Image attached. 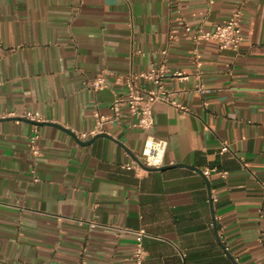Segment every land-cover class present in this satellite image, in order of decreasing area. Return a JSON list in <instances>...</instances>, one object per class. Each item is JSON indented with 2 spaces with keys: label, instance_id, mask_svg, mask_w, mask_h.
<instances>
[{
  "label": "crops",
  "instance_id": "0c3cea01",
  "mask_svg": "<svg viewBox=\"0 0 264 264\" xmlns=\"http://www.w3.org/2000/svg\"><path fill=\"white\" fill-rule=\"evenodd\" d=\"M237 8L238 50L194 41ZM163 61L187 113L156 103L146 131L125 109L79 137L119 75ZM149 137L166 168H125ZM142 230L143 264H264V0H0V264H131Z\"/></svg>",
  "mask_w": 264,
  "mask_h": 264
},
{
  "label": "built area",
  "instance_id": "2783aa9c",
  "mask_svg": "<svg viewBox=\"0 0 264 264\" xmlns=\"http://www.w3.org/2000/svg\"><path fill=\"white\" fill-rule=\"evenodd\" d=\"M242 8H237L232 17L225 23L217 24L213 29L206 30L198 29L193 37L196 43H202L214 40L218 43L220 49L238 50L243 40L242 31ZM186 31L189 35L193 33V29L187 25ZM166 54L167 52L164 51ZM185 80L188 76L182 72H175L169 75L168 65L163 61L160 65H154L147 71L141 73H131L129 75H119L117 83L127 87V93L117 95L112 103V117H107L96 109L93 113L96 119V126L89 132L82 133L79 137L86 140L92 136H97L103 133L104 124L110 120L118 121L127 109L129 115L136 119L134 126L142 130H151L154 126V106L156 103L163 102L174 105L183 114L188 112V108L173 100L171 92L165 86L166 79ZM138 81L147 82L151 87H145L139 84ZM88 87L95 92L105 89L108 85L105 75L96 77L87 82ZM27 117L36 123L35 133L31 137V147L35 155L39 154V140L41 134L38 128V123L43 122V118L39 114H30ZM167 150V142L164 140L154 139L149 137L146 141L141 157V163L133 162L125 165V168L136 170L137 172L146 170V168L160 169L165 165V156ZM230 145L224 142L221 148V153H228ZM146 167V168H145ZM206 175L210 174L209 170L203 172ZM225 176L226 173H223ZM95 225V223H92ZM138 240L133 249L131 264H143L147 253L144 248V237L147 236L145 231H139Z\"/></svg>",
  "mask_w": 264,
  "mask_h": 264
},
{
  "label": "water",
  "instance_id": "95a60500",
  "mask_svg": "<svg viewBox=\"0 0 264 264\" xmlns=\"http://www.w3.org/2000/svg\"><path fill=\"white\" fill-rule=\"evenodd\" d=\"M101 135H103V136H106L105 134H101ZM88 142H81V144H87ZM137 162H139L140 164H142L141 163V161L139 160V159H137ZM146 168V167H145ZM164 168H166L165 166L164 167H162V168H160V169H164ZM147 170H159V169H152V168H146ZM199 172H202V171H199Z\"/></svg>",
  "mask_w": 264,
  "mask_h": 264
}]
</instances>
